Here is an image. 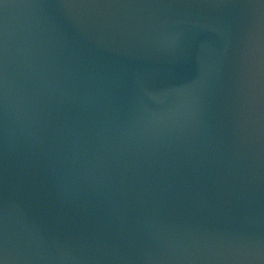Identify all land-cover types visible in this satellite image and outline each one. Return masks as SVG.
Wrapping results in <instances>:
<instances>
[{"label":"water","instance_id":"95a60500","mask_svg":"<svg viewBox=\"0 0 264 264\" xmlns=\"http://www.w3.org/2000/svg\"><path fill=\"white\" fill-rule=\"evenodd\" d=\"M0 264H264V0H0Z\"/></svg>","mask_w":264,"mask_h":264}]
</instances>
